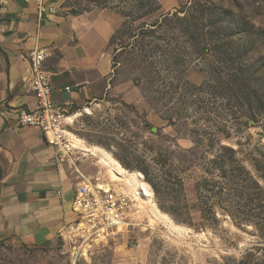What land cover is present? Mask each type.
I'll list each match as a JSON object with an SVG mask.
<instances>
[{"label":"rangeland","instance_id":"374dc122","mask_svg":"<svg viewBox=\"0 0 264 264\" xmlns=\"http://www.w3.org/2000/svg\"><path fill=\"white\" fill-rule=\"evenodd\" d=\"M100 1L66 0L64 5L69 13L75 8L91 11L102 9L97 6ZM212 1L231 10L245 30L253 31L250 36L243 35L248 36L241 41L246 46L242 56L247 58L237 79L252 81L253 74L259 72L257 79L264 82V0ZM159 2L162 9L149 17V22L181 9L178 0ZM109 4L112 7L116 2ZM155 41L151 40V50L157 53L150 62H155L153 72H160L164 48L162 42L157 45ZM116 44L111 47L115 69L110 86L102 85L95 100L65 109L66 118L74 116L73 123H64L65 130L89 147L109 152L126 170L141 174L159 210L190 234L153 219L151 205L144 200L147 204L138 201L129 232L95 246L89 256L77 262L71 260L62 243L35 248L6 242L0 246V264H264V251H256L264 249V237L253 223L241 224L221 210H217L216 220L201 214L196 186L206 176L204 166L213 155L207 156L204 150L192 153L195 132L201 136L205 132V145L240 150L238 157L253 171L252 152L264 147V115L248 124L247 114L257 110L246 101L245 93H239L238 98L213 80L210 70L214 60L221 62L218 54L212 58L186 57L179 67L168 63L169 75L161 73L154 80L140 82L144 72L141 50L133 48L121 55V46ZM221 57L230 60L228 65L221 63L222 67L232 70L231 58ZM72 152L74 158L91 166L85 170L88 177L109 180L99 158ZM199 234L204 237L197 239Z\"/></svg>","mask_w":264,"mask_h":264},{"label":"crops","instance_id":"0c3cea01","mask_svg":"<svg viewBox=\"0 0 264 264\" xmlns=\"http://www.w3.org/2000/svg\"><path fill=\"white\" fill-rule=\"evenodd\" d=\"M65 2L45 0L40 16L35 0H0V246H59L60 229L74 218L77 185L92 178L89 164L74 155L61 159L41 130L17 121L20 109L38 106L28 59L35 49L51 53L44 65L53 99L64 109L95 100L102 85L110 86V42L124 18L109 9L72 15Z\"/></svg>","mask_w":264,"mask_h":264},{"label":"trees","instance_id":"16d2710c","mask_svg":"<svg viewBox=\"0 0 264 264\" xmlns=\"http://www.w3.org/2000/svg\"><path fill=\"white\" fill-rule=\"evenodd\" d=\"M110 1L116 2V5L111 7ZM117 1L101 0L97 6L114 10L124 18L123 24L111 39L110 47L117 46L119 42L121 55L129 49L141 50L140 63L143 64L144 72L140 82L144 79L154 80L161 73L169 75L171 71L167 68L168 63L173 62L179 67L186 57L212 58L218 54L221 62L214 60L210 70L213 80L221 84L225 91L227 89L228 93H235L238 98L239 93H245L246 101L257 110L247 114L248 124L255 123L258 115H264V82L257 79V76L260 78L259 72H249L253 74L252 81L249 78L246 81L237 79L238 71L243 72L240 65L247 58L242 56L246 46L241 41L248 37L243 35L250 36L253 31L245 30V25L238 21L231 10L218 6L212 0H178L180 10L149 22L147 19L162 9L159 0ZM84 12L88 10L75 8L70 14L79 15ZM125 39L129 43L123 42ZM152 39L156 40L157 45L163 43L164 59L160 62L163 67L160 72H153L155 62H150L157 53L151 50ZM221 56L231 58L232 70L222 67L221 63L225 61L228 65L230 60ZM114 63L113 60V69ZM195 134L192 153L204 150L207 156L213 155L204 166L206 176L196 186L201 214L216 220L217 210H221L241 224L253 223L264 237V147L253 150L250 162L252 171L238 157L240 150L227 145H205L207 134ZM256 251L263 252L264 249L257 248Z\"/></svg>","mask_w":264,"mask_h":264},{"label":"built area","instance_id":"2783aa9c","mask_svg":"<svg viewBox=\"0 0 264 264\" xmlns=\"http://www.w3.org/2000/svg\"><path fill=\"white\" fill-rule=\"evenodd\" d=\"M28 1V0H27ZM40 16L46 14L45 0H35ZM51 14L54 8H49ZM51 56L48 50L35 49L28 54L33 74L32 91L38 106L35 110L20 109L17 121L20 127L41 130L48 143L54 146L61 159H71L73 145L66 136V110L53 99L52 79L45 69V61ZM70 92V89L67 88ZM75 151V150H74ZM138 201L134 193L122 183H112L103 178H86L78 183L72 201L74 218L59 231V239L73 262L89 256L95 246L116 240L130 231L132 218L138 213Z\"/></svg>","mask_w":264,"mask_h":264},{"label":"bare ground","instance_id":"6f19581e","mask_svg":"<svg viewBox=\"0 0 264 264\" xmlns=\"http://www.w3.org/2000/svg\"><path fill=\"white\" fill-rule=\"evenodd\" d=\"M87 112H90L87 109ZM74 116L67 117L66 123H73ZM66 136L70 139L74 150L81 151L86 155H93L99 158V164L105 169V172L108 174L109 179L112 183H122V185L129 189L130 192L134 193L135 201H142L143 204H147L144 200H148L149 212L152 214L153 219L158 221H164L170 228L182 233V234H190V230L185 229L181 226L176 225L172 219L162 213L157 205L154 203V194L151 187L145 182L144 177L138 173H132L126 170L113 156L99 148V147H89L86 143L66 131ZM107 177V176H106ZM204 234L197 235V239L203 238ZM207 240V239H206Z\"/></svg>","mask_w":264,"mask_h":264},{"label":"water","instance_id":"95a60500","mask_svg":"<svg viewBox=\"0 0 264 264\" xmlns=\"http://www.w3.org/2000/svg\"><path fill=\"white\" fill-rule=\"evenodd\" d=\"M70 98V96L69 95H67V98L66 99H69Z\"/></svg>","mask_w":264,"mask_h":264}]
</instances>
